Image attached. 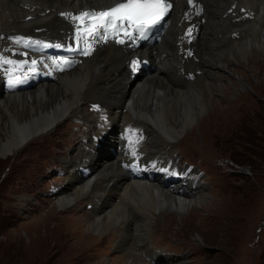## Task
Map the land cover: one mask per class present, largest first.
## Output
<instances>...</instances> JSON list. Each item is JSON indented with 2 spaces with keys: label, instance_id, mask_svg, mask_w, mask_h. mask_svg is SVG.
<instances>
[{
  "label": "bare ground",
  "instance_id": "1",
  "mask_svg": "<svg viewBox=\"0 0 264 264\" xmlns=\"http://www.w3.org/2000/svg\"><path fill=\"white\" fill-rule=\"evenodd\" d=\"M32 1L0 0L5 18L0 19V29L1 26L10 28L5 33L0 30L1 40L16 43L19 38L21 42L16 44H21L38 37L59 38V31H65L67 27L57 17L58 8L64 10L76 4H80L76 8H83V3L69 0ZM200 1L204 8V23L195 43L197 61L182 62L177 53V36L185 27L178 25L177 13L182 0H177L172 23L157 45L133 54L106 45L80 65L84 67L61 74L54 82L38 84L21 93H11L0 87V156L6 158L21 146L25 147L35 137L58 126L63 119L66 122L70 116L77 117L91 133L90 144L79 157L71 155L62 160L65 184L54 193L57 207L69 208L82 198L86 202L88 189L98 181V176L110 173L101 189L90 190L102 201L93 206L95 220L87 225L92 233L103 236L118 224H125V235L109 241L116 244L115 251H132L131 246L136 244L138 251L147 256L150 262L147 264H180L181 260L176 255H164L154 250L148 237L153 215L166 212L181 216L184 211L190 214L191 207L195 204L201 207L206 196H187L190 192L183 188L181 180L173 186H169L171 182L163 185L161 177L149 178L148 173L131 179L120 167L123 151L117 139L118 132L127 124L140 127L146 136L141 150L144 159L164 158L172 153L176 141L192 127L198 116L212 106L210 91L224 93L225 85L221 79L215 78L219 84L210 87L211 82H202L203 78L223 71L226 77L231 75L243 84L245 80L242 82L235 77L227 63L235 61V57L244 60L247 55H259L264 51V0ZM232 4H236V8L226 15ZM241 7L252 11L253 15L244 21H233L242 15L238 13ZM0 48L7 46L0 44ZM136 55L149 60V72L131 79L125 62ZM197 70L200 74L194 75L193 81L186 78ZM88 100L100 107L93 115L85 112L93 106ZM72 118L68 119L69 125H72L70 121L74 122ZM80 166H85L83 172L79 170ZM107 169H112L113 173ZM81 173L86 177L82 178ZM127 202L131 204L126 205ZM141 211L146 216L140 215ZM140 260L135 257L128 264H146Z\"/></svg>",
  "mask_w": 264,
  "mask_h": 264
},
{
  "label": "rangeland",
  "instance_id": "2",
  "mask_svg": "<svg viewBox=\"0 0 264 264\" xmlns=\"http://www.w3.org/2000/svg\"><path fill=\"white\" fill-rule=\"evenodd\" d=\"M0 30L5 33L10 28L1 26ZM0 44L23 45L1 39ZM227 68L245 82L238 83L223 71L203 78L202 82H211L210 87L221 79L224 93L210 91L212 106L172 147V155L180 156V163L193 164L204 173L206 188L199 180L181 179L190 192L187 196L204 194L206 199L201 207L192 206L190 214L153 215L148 228L154 250L178 256L180 264H264V51L244 60L235 57ZM88 102L93 106L85 111L87 115L99 111V105ZM71 118L76 123L69 120V125ZM68 119L6 158L0 156V264H128L135 257L150 263L136 244L132 251L114 250L116 244L109 239H121L125 224L103 236L92 233L87 225L95 220L93 206L102 201L90 190L101 189L110 173L98 176L88 189L86 202L82 198L59 209L54 193L50 197V186L65 184L62 160L79 157L90 144L91 133L82 121L74 116ZM55 167H59L60 177Z\"/></svg>",
  "mask_w": 264,
  "mask_h": 264
},
{
  "label": "snow or ice",
  "instance_id": "3",
  "mask_svg": "<svg viewBox=\"0 0 264 264\" xmlns=\"http://www.w3.org/2000/svg\"><path fill=\"white\" fill-rule=\"evenodd\" d=\"M170 8L171 4L165 3V0H127L126 3H118L108 11L86 12L74 19L85 17L92 19L94 22L85 31L88 35H93L94 33L99 34L97 30L103 28L104 32L101 34V38L105 40L108 38L109 29H112L116 35H119V32L123 30L129 39H134L133 32H138L141 38H146L147 31L159 24ZM20 42L17 38L16 43ZM118 42L123 43L122 40ZM83 54L88 55V51L85 50ZM6 62L11 63V61ZM62 63H66V61H62Z\"/></svg>",
  "mask_w": 264,
  "mask_h": 264
},
{
  "label": "trees",
  "instance_id": "4",
  "mask_svg": "<svg viewBox=\"0 0 264 264\" xmlns=\"http://www.w3.org/2000/svg\"><path fill=\"white\" fill-rule=\"evenodd\" d=\"M245 142L248 143L249 142V139L245 140Z\"/></svg>",
  "mask_w": 264,
  "mask_h": 264
}]
</instances>
